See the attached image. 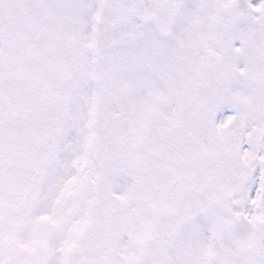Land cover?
I'll use <instances>...</instances> for the list:
<instances>
[{
    "label": "snow or ice",
    "instance_id": "1",
    "mask_svg": "<svg viewBox=\"0 0 264 264\" xmlns=\"http://www.w3.org/2000/svg\"><path fill=\"white\" fill-rule=\"evenodd\" d=\"M0 264H264V0H0Z\"/></svg>",
    "mask_w": 264,
    "mask_h": 264
}]
</instances>
